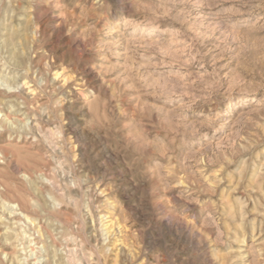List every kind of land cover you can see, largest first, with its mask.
Returning a JSON list of instances; mask_svg holds the SVG:
<instances>
[{
  "label": "rangeland",
  "instance_id": "1",
  "mask_svg": "<svg viewBox=\"0 0 264 264\" xmlns=\"http://www.w3.org/2000/svg\"><path fill=\"white\" fill-rule=\"evenodd\" d=\"M0 264H264V0H0Z\"/></svg>",
  "mask_w": 264,
  "mask_h": 264
},
{
  "label": "bare ground",
  "instance_id": "2",
  "mask_svg": "<svg viewBox=\"0 0 264 264\" xmlns=\"http://www.w3.org/2000/svg\"><path fill=\"white\" fill-rule=\"evenodd\" d=\"M56 75V74H55ZM22 86V85H21ZM22 88V87H21ZM25 90V89H24Z\"/></svg>",
  "mask_w": 264,
  "mask_h": 264
}]
</instances>
